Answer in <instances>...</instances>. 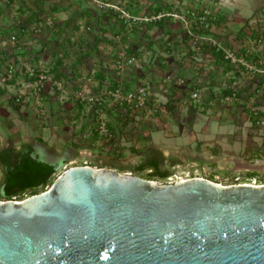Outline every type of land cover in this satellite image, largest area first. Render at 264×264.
Wrapping results in <instances>:
<instances>
[{"label":"crops","instance_id":"0c3cea01","mask_svg":"<svg viewBox=\"0 0 264 264\" xmlns=\"http://www.w3.org/2000/svg\"><path fill=\"white\" fill-rule=\"evenodd\" d=\"M43 1L9 0L8 7L0 11V17H4L0 18V36L16 33L18 37L14 43L0 44V77H6L0 83L1 191L7 167L15 162L20 152H28L63 168L74 164H89L138 174H149L155 167L164 170L169 167L166 160H169L170 151L153 143L151 130L167 129V136L180 137L183 125L192 127L196 117L194 110L202 109L205 97L209 103L218 102L220 107L223 105L221 101L229 103L227 108L234 110L235 118L241 123L246 118L252 121L253 117L248 118L237 106L246 101L238 96L225 99L234 80L241 89L238 94L244 90L250 96L253 93L256 95L251 72L241 65L222 63L216 57L218 51L207 43L199 47L193 46L181 20L162 16L147 23L124 24L118 13L100 9L92 0ZM108 1L120 3L132 13L172 10L183 13L190 19L187 9L194 8L201 12L202 3L213 2ZM38 7L43 9L47 18L53 15L60 19L54 26L47 25L45 38L31 41V18L28 22H24V19ZM218 9L223 12L220 7ZM261 10L255 12L257 16ZM9 13L25 16L21 21L14 22L7 17ZM64 16L66 18L62 19ZM227 21L228 18L223 22L211 23L210 31L223 38L219 40L230 44L226 40V34L230 31L225 27ZM158 22L166 25L160 27ZM175 22L177 27L169 26ZM257 29L258 27L248 23H239L237 29L232 31L237 37L233 40L237 41L235 46L243 52L247 43L243 37L248 32L250 38L261 33ZM86 33L91 37H83L88 36ZM63 34L68 38H62ZM263 46H255L254 56H264ZM120 47L135 52L140 59V67L131 66L118 72L114 68V59ZM55 59L58 71L56 65H53ZM257 65L264 68V61ZM9 69L11 73L7 75ZM46 70L62 78V91L52 89L47 83L39 89L34 86L38 73ZM253 76L259 81L264 79V73L257 72ZM138 85L148 87L149 94L144 107L135 112L123 107L105 108L109 125L117 136V145L109 146L94 130L93 113L77 95L90 91L105 93L108 88H135ZM195 86L199 89L198 97L191 95ZM17 94L21 95L18 103L14 100ZM106 99L109 98L106 96ZM194 104L197 105L195 108ZM199 104L201 105L198 106ZM242 104L246 108V104ZM248 110L250 115L251 108ZM174 126H179L180 129L177 131ZM45 127H49L47 135L44 133ZM230 140L234 142L233 137ZM199 149L200 147L197 151ZM189 156L190 161H198L192 155ZM175 163L179 161L171 162Z\"/></svg>","mask_w":264,"mask_h":264},{"label":"water","instance_id":"95a60500","mask_svg":"<svg viewBox=\"0 0 264 264\" xmlns=\"http://www.w3.org/2000/svg\"><path fill=\"white\" fill-rule=\"evenodd\" d=\"M0 264H264V182L69 165L0 198Z\"/></svg>","mask_w":264,"mask_h":264},{"label":"rangeland","instance_id":"374dc122","mask_svg":"<svg viewBox=\"0 0 264 264\" xmlns=\"http://www.w3.org/2000/svg\"><path fill=\"white\" fill-rule=\"evenodd\" d=\"M212 1V3L210 2L212 9H217L219 6L224 13L228 14V21L225 27L230 31L226 29L227 32L225 30L227 32V39H225L232 45V47L236 48L235 44L237 42H233L237 37L232 31L237 29L238 24L244 22L246 19L248 20V25L256 26L258 27L257 31H261L263 39L262 45H264V0ZM42 2L44 1L42 0ZM259 9L262 10L260 11L261 13L258 12L257 16L255 12L259 11ZM8 16L11 21L15 22L21 21V18L25 15L9 13L7 17ZM0 18L4 17L1 16ZM65 18L66 17L64 16L62 19ZM46 19L47 16L42 18V20ZM59 19V16L53 17L52 15L47 19L50 22H46L39 29L34 30L31 28L29 31V38L31 41L42 39L43 37L45 38L47 25L54 26V24L59 23ZM158 24L160 27L166 25H162L159 22L157 25ZM177 25L178 24L175 22L174 25L171 24L169 26L177 27ZM66 33H68V31ZM245 36L246 37H243V39H245L246 42L251 43L249 32ZM83 37L89 38L91 35L88 34L87 37L83 35ZM216 37L223 40L218 34H216ZM62 38H68V36L66 37V35L63 34ZM59 90L62 91L61 89ZM238 90L240 91L241 89L237 88V91ZM238 98L246 101V103H240L237 106L240 112L247 115L248 118H252V116L248 115V109L252 107L257 108L259 115L264 116V94L260 95L257 93L254 95L253 93V95L250 96L247 91L242 90L241 93L238 94ZM221 103L223 104L221 107L218 102L209 103L205 97L204 103L201 106L202 109L198 108L194 110L196 117L192 127L183 125V128L181 127L182 133L180 134V137L167 136L165 134L167 129H161L158 131L153 128L151 130L153 143L162 148H167L170 151V155L168 156L169 160H166L169 167L164 169L167 171V176L160 177L159 175H155L154 179L165 181L168 179L173 180L186 176L201 175L204 177H211L222 183L264 182V128L259 127L253 121L250 122L247 118L244 123H241L239 119L235 118L234 110L227 108L229 103H226L225 101H221ZM195 104L194 108L197 106ZM241 104H246V108L242 107ZM200 105L201 104L198 106ZM86 118L88 117L86 116ZM19 125L22 127V123L19 122ZM174 129L178 131L180 127L174 126ZM48 130L49 127L44 128V133H46V135ZM232 137L234 138V142L230 140ZM199 147L200 149L197 151ZM189 155H192V157L198 161H190L191 156ZM172 161H179V163L171 164ZM61 169H63V167H57L56 172L59 173ZM139 175L149 176V174L145 172H141ZM1 194L2 191L0 189V196ZM26 195H29V192L26 193ZM26 195H23L21 198Z\"/></svg>","mask_w":264,"mask_h":264},{"label":"built area","instance_id":"2783aa9c","mask_svg":"<svg viewBox=\"0 0 264 264\" xmlns=\"http://www.w3.org/2000/svg\"><path fill=\"white\" fill-rule=\"evenodd\" d=\"M98 8L108 9L112 12L118 13L119 18L122 19V23H147L153 19L160 18L162 16H171L176 19L181 20L185 28V33L189 37L191 44L195 47H199L204 43L209 44L214 47L216 50H219L223 54V58L227 59L231 63L237 66H243L246 70L251 72V79L254 83L255 94L259 93L260 95L264 94V79L259 81L253 76L255 73H264V68L259 67L257 63H262L264 61V56L256 57L254 52L257 45L263 44V39L261 33L256 34L254 37L250 38L251 43L247 42L245 44L244 51H240L238 47H232L231 44H226L223 41L219 40L215 35L210 31V24H216V9H212L210 2L202 3L201 12L199 10L187 9L186 12L191 15L187 17L183 13L167 10V11H158L156 13H132L126 7L120 3H116L108 0H92ZM212 3V2H211ZM9 5V0H0V11ZM48 19V18H47ZM36 20L31 21L29 26L34 30L42 27L49 20ZM203 24V25H202ZM202 27V30L200 28ZM16 33H10L7 36H0V44H6L8 42L14 43L17 40ZM140 59L135 52H129L127 49L120 47L116 51L114 59V68L121 72L127 67H140ZM11 70L7 71V75H10ZM6 79L5 75L0 77V83ZM49 85L54 90H59L63 88V80L60 77H57L51 71H41L38 73L34 86L39 88ZM26 85H29L26 83ZM236 81H232L229 86V94L225 96L226 100L234 99L238 96ZM105 94V95H104ZM148 87L145 85H138L135 88H125V87H116L115 89H106L105 93H95V92H84L79 93L77 98L86 104L88 109L93 113V122L94 130L98 133L99 137L109 146L115 147L116 143V134L113 132L112 128L109 125L108 116L105 113V108H124L127 111L135 112L140 108L145 106V103L148 98ZM191 95L193 97L199 96L198 87L192 89ZM106 96L109 99H106ZM20 94H17L14 97L15 102H20ZM252 115V121L256 123L259 127L264 128V116L259 115L257 108L252 107L250 116ZM119 137H121L119 135Z\"/></svg>","mask_w":264,"mask_h":264},{"label":"trees","instance_id":"16d2710c","mask_svg":"<svg viewBox=\"0 0 264 264\" xmlns=\"http://www.w3.org/2000/svg\"><path fill=\"white\" fill-rule=\"evenodd\" d=\"M158 7L160 5H157ZM216 20L223 22L226 20V13L221 12L218 8L215 11ZM46 13L43 12L42 8H37L36 10H32L29 15H26L24 22H28V19L31 18L30 21L40 20L44 18ZM33 17V18H32ZM248 20L244 21V24H247ZM256 33V32H255ZM258 33V32H257ZM216 57L220 58L222 63H229L227 59L223 58L222 52L217 50ZM221 53V56L219 55ZM57 59L53 65H56V71H58V64H55ZM53 68V67H52ZM53 70V69H52ZM55 70V68H54ZM56 165L53 163H49L38 157L32 156L30 153L20 152L19 156L15 160V162L11 163L7 167L6 174L4 176V184L2 188V194L0 198H21L23 195L29 192V194L34 192H39L45 189L53 179L58 174L56 172ZM156 169L149 173V176H145L147 178H154L155 175H159L160 177H166L167 171L160 170V168L155 167ZM212 179L211 177H207ZM214 180V179H212ZM218 181V180H215Z\"/></svg>","mask_w":264,"mask_h":264}]
</instances>
